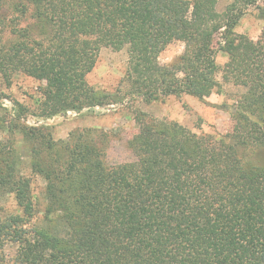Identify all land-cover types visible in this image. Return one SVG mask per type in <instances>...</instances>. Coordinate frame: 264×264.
Masks as SVG:
<instances>
[{
    "label": "trees",
    "instance_id": "16d2710c",
    "mask_svg": "<svg viewBox=\"0 0 264 264\" xmlns=\"http://www.w3.org/2000/svg\"><path fill=\"white\" fill-rule=\"evenodd\" d=\"M217 5L0 0V74L45 82L42 119L123 102L88 83L103 48L127 50L129 93L147 103L204 100L223 85L244 91L227 136L138 112L134 160L119 164L108 161L106 135L55 140L47 126L20 123L18 105L12 133L46 181L45 207L40 216L13 143L0 142V264H264V29L256 40L236 32L250 8L264 21V0H232L222 13ZM177 42L183 54L160 64Z\"/></svg>",
    "mask_w": 264,
    "mask_h": 264
},
{
    "label": "rangeland",
    "instance_id": "374dc122",
    "mask_svg": "<svg viewBox=\"0 0 264 264\" xmlns=\"http://www.w3.org/2000/svg\"><path fill=\"white\" fill-rule=\"evenodd\" d=\"M231 2L232 0H218L217 10L224 12ZM263 29L264 21L259 12L250 8L240 21L236 32L256 40ZM184 48V44L179 42L168 46L160 55V64L169 65L176 62L183 54ZM217 62L222 66L226 62V56L218 54ZM128 69L127 50L114 51L103 48L94 70L87 77L88 83L100 92L118 93L123 102L105 108L69 112L51 119L37 116L40 113L41 87L45 86V82L22 73L13 75L8 82L0 74V142L13 143L18 159L17 169L22 175L31 178L33 198L40 216L45 207L46 181L32 172V155L22 143V136L12 133L14 119L20 111L17 110L18 105L25 109L20 123L28 126H47L55 140H66L72 132L85 129H93L106 135L108 161L111 164L134 160L127 144L137 132L135 118L138 112L158 120L179 123L197 134L227 136L230 133L233 114L238 100L244 93L243 89L223 85L221 92H216L204 100L183 95L147 103L142 97L129 93ZM2 203L9 210L15 209L16 204L11 196H5ZM6 254L11 255L12 252L7 249Z\"/></svg>",
    "mask_w": 264,
    "mask_h": 264
}]
</instances>
